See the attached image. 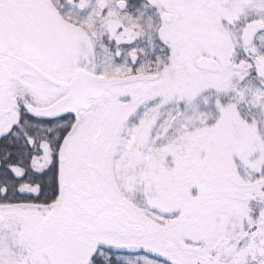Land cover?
Wrapping results in <instances>:
<instances>
[{"label": "snow or ice", "instance_id": "6c2138e0", "mask_svg": "<svg viewBox=\"0 0 264 264\" xmlns=\"http://www.w3.org/2000/svg\"><path fill=\"white\" fill-rule=\"evenodd\" d=\"M0 264H264V0H0Z\"/></svg>", "mask_w": 264, "mask_h": 264}]
</instances>
